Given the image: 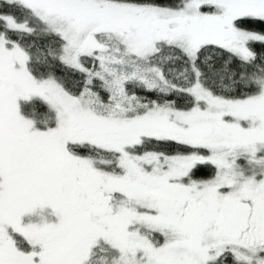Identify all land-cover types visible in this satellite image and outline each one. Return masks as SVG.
<instances>
[{
	"label": "snow or ice",
	"instance_id": "1",
	"mask_svg": "<svg viewBox=\"0 0 264 264\" xmlns=\"http://www.w3.org/2000/svg\"><path fill=\"white\" fill-rule=\"evenodd\" d=\"M0 264H264V0H0Z\"/></svg>",
	"mask_w": 264,
	"mask_h": 264
}]
</instances>
